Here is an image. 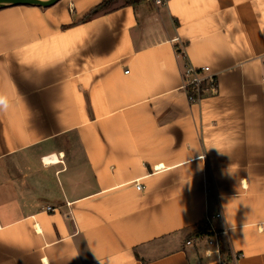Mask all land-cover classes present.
<instances>
[{
  "label": "crops",
  "instance_id": "1",
  "mask_svg": "<svg viewBox=\"0 0 264 264\" xmlns=\"http://www.w3.org/2000/svg\"><path fill=\"white\" fill-rule=\"evenodd\" d=\"M101 1L0 8V264H264V0Z\"/></svg>",
  "mask_w": 264,
  "mask_h": 264
},
{
  "label": "built area",
  "instance_id": "2",
  "mask_svg": "<svg viewBox=\"0 0 264 264\" xmlns=\"http://www.w3.org/2000/svg\"><path fill=\"white\" fill-rule=\"evenodd\" d=\"M156 6H167L169 0H152ZM180 54H183V48H177ZM207 85L213 94L217 93L218 81L216 75L209 66L196 68L190 64L187 65L184 74L183 87L190 103H198L204 96V87ZM138 188L141 185L138 184ZM206 221L210 223L209 217ZM217 236V234H215Z\"/></svg>",
  "mask_w": 264,
  "mask_h": 264
},
{
  "label": "trees",
  "instance_id": "3",
  "mask_svg": "<svg viewBox=\"0 0 264 264\" xmlns=\"http://www.w3.org/2000/svg\"><path fill=\"white\" fill-rule=\"evenodd\" d=\"M142 0H102L98 5L94 6L90 11L80 20L81 22L92 19L97 16L99 13H108L113 11L115 8V4L118 2H122L123 6L126 5H136ZM206 228L201 227L200 233H203ZM199 232V231H198Z\"/></svg>",
  "mask_w": 264,
  "mask_h": 264
},
{
  "label": "water",
  "instance_id": "4",
  "mask_svg": "<svg viewBox=\"0 0 264 264\" xmlns=\"http://www.w3.org/2000/svg\"><path fill=\"white\" fill-rule=\"evenodd\" d=\"M59 0H0V8L17 6V5H30V6H40L48 7Z\"/></svg>",
  "mask_w": 264,
  "mask_h": 264
}]
</instances>
